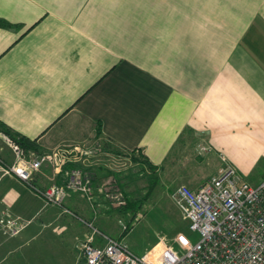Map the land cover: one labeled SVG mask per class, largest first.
<instances>
[{
  "label": "crops",
  "instance_id": "1",
  "mask_svg": "<svg viewBox=\"0 0 264 264\" xmlns=\"http://www.w3.org/2000/svg\"><path fill=\"white\" fill-rule=\"evenodd\" d=\"M97 124L153 166L203 145L212 173L183 174L193 189L227 164L260 184L264 0H0V125L43 151L84 140ZM92 169L96 208L77 192L61 208L0 168V215L28 221L16 237L0 234V264H84V221L113 238L102 228L122 209ZM58 174L44 165L32 181L61 185ZM94 245H105L101 235Z\"/></svg>",
  "mask_w": 264,
  "mask_h": 264
},
{
  "label": "built area",
  "instance_id": "2",
  "mask_svg": "<svg viewBox=\"0 0 264 264\" xmlns=\"http://www.w3.org/2000/svg\"><path fill=\"white\" fill-rule=\"evenodd\" d=\"M6 145L14 154L15 162L9 167L0 164L3 174L14 176L31 187L46 205L64 208L68 194L77 192L96 208L90 176L80 168L68 166L76 155L67 160L65 152L34 156L14 140H7ZM75 150L82 151L80 146ZM50 161L54 170L64 176V182L46 189L37 188L32 183L33 176ZM103 193L111 206L126 205L107 189H103ZM170 196L188 220L189 229L199 234L198 241L182 238L179 248L160 243V250L157 251L156 246L140 257L121 241L84 221L92 231L87 240L78 244L84 264H264V180L258 185L250 184L227 164L198 189L179 185ZM27 225L28 221L21 218L0 215V234L4 236L16 237ZM96 234L102 236L104 246L94 245Z\"/></svg>",
  "mask_w": 264,
  "mask_h": 264
},
{
  "label": "rangeland",
  "instance_id": "3",
  "mask_svg": "<svg viewBox=\"0 0 264 264\" xmlns=\"http://www.w3.org/2000/svg\"><path fill=\"white\" fill-rule=\"evenodd\" d=\"M0 132L3 134L1 137L3 144L7 147V140L21 141L18 136L7 133L1 125ZM85 137L81 141H64L53 149L43 151L40 150L37 140H34L31 148L23 147V149L33 153L34 156L65 152V160L76 155V159L68 166L82 169L91 180L92 168L100 170L102 174H97L99 180L97 185H101L99 187H103L104 190L107 189L110 194L118 195L127 206L130 203L133 205L128 208L124 206L116 208L122 210L117 211L115 216L110 218L111 230L105 228L102 230L127 245L138 256H143L156 246V250H160L162 246L159 245L160 243L179 248L182 238L192 242L199 240V234L189 229L188 220L173 202L170 194L179 185H188L183 182V174L197 181L198 175L201 176L202 172L204 176L212 173L210 167H205L206 163L201 161L205 152L203 145L194 149L187 147L170 167L153 166L140 152H127L115 148L103 137L98 124ZM76 146H80L82 151H76ZM14 162L15 157L11 149L9 158L4 159L0 156V164L5 167L11 166ZM44 165L54 170L53 162ZM57 177L62 178L61 182H64L61 173ZM33 185L36 186L34 183Z\"/></svg>",
  "mask_w": 264,
  "mask_h": 264
},
{
  "label": "trees",
  "instance_id": "4",
  "mask_svg": "<svg viewBox=\"0 0 264 264\" xmlns=\"http://www.w3.org/2000/svg\"><path fill=\"white\" fill-rule=\"evenodd\" d=\"M4 128V130L7 132V133H9V134H11V135H13L8 129H6L5 127H3ZM20 138V140L21 141H17L16 140V142L19 144V145H21L22 147H24V148H31L33 145H34V143L32 142V140H30V139H28V138H25V137H19ZM125 208H128V207H133V205L130 203L128 206L126 205V206H124ZM126 234V233H125ZM124 235V234H123ZM122 235V236H123Z\"/></svg>",
  "mask_w": 264,
  "mask_h": 264
}]
</instances>
